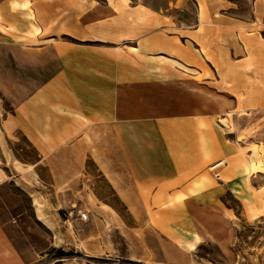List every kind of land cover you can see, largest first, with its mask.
<instances>
[{
	"label": "crops",
	"instance_id": "0c3cea01",
	"mask_svg": "<svg viewBox=\"0 0 264 264\" xmlns=\"http://www.w3.org/2000/svg\"><path fill=\"white\" fill-rule=\"evenodd\" d=\"M227 1L248 13V0ZM192 3L0 0V131L23 133L55 181L81 179L92 158L117 191H226L243 157L223 139L214 143L207 94L186 87L181 76L164 75L166 67H180L176 32L194 24ZM140 4V13L126 17L116 10ZM235 20L222 15L228 27ZM219 26L218 34L225 33ZM222 156L230 165L220 183L208 165ZM27 192L36 218L47 220L36 191ZM205 212L196 208L198 218L205 220ZM11 218L0 208V264H27ZM217 233L199 241L215 240Z\"/></svg>",
	"mask_w": 264,
	"mask_h": 264
},
{
	"label": "rangeland",
	"instance_id": "374dc122",
	"mask_svg": "<svg viewBox=\"0 0 264 264\" xmlns=\"http://www.w3.org/2000/svg\"><path fill=\"white\" fill-rule=\"evenodd\" d=\"M248 2L243 14L227 0H195L194 24L176 32L180 67L164 73L207 94L214 143L223 139L243 157L226 191H117L92 158L81 179L55 181L23 133L0 131V208L14 220L13 238L27 264H264V0ZM141 6L116 10L126 17ZM222 15L240 21L228 27ZM219 22L225 33L218 34ZM219 162L220 178L213 169ZM229 165L222 156L208 171L223 183ZM27 191H36L47 220L36 218ZM197 207L208 210L205 220ZM215 231V240L199 241ZM162 238L181 253H171Z\"/></svg>",
	"mask_w": 264,
	"mask_h": 264
},
{
	"label": "built area",
	"instance_id": "2783aa9c",
	"mask_svg": "<svg viewBox=\"0 0 264 264\" xmlns=\"http://www.w3.org/2000/svg\"><path fill=\"white\" fill-rule=\"evenodd\" d=\"M221 166V162H219V163H216L214 166H213V169H216L215 171V174H216V176L218 177V178H220V167Z\"/></svg>",
	"mask_w": 264,
	"mask_h": 264
}]
</instances>
